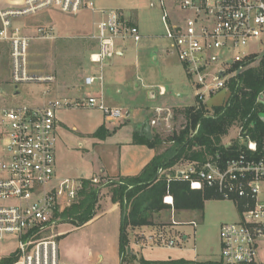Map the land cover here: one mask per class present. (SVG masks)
Listing matches in <instances>:
<instances>
[{
	"label": "built area",
	"instance_id": "built-area-1",
	"mask_svg": "<svg viewBox=\"0 0 264 264\" xmlns=\"http://www.w3.org/2000/svg\"><path fill=\"white\" fill-rule=\"evenodd\" d=\"M178 3L187 16L183 23H172L165 1L160 0L164 36L172 42L171 53L182 63L200 105L226 88L228 80L251 62L252 54L245 49L262 37L264 0H178ZM51 8L74 15L88 9L102 16L94 22V31L88 36L97 43L89 59L101 73L84 77L87 90L96 81L103 82L105 61L117 55L119 42L137 43L142 38L139 27L117 10L98 9L92 0H21L18 6L0 11V48L1 44L9 48L10 80L14 84L55 80L53 75H31L28 70L30 43L37 38H52L53 29L38 26L32 33H26L16 24L17 18ZM220 49L236 52L231 57L215 53ZM165 92L160 89L161 94ZM63 108L100 110L109 122L129 116L126 110L107 106L103 93L80 99H52L41 106L0 104V242L6 234L19 236L16 250L19 258L13 264H67L59 259L55 238L39 237L57 212L77 200L83 186L81 179L55 177L56 112ZM173 117L172 108L156 107L149 124L151 128L160 125L172 128ZM235 142L242 146L236 155L225 157L217 151L204 161L187 160L161 168L159 174L166 175L168 182L179 179L192 190L210 191L216 199L235 204L238 219L224 223L219 230L221 264H264V145L259 148L256 140L242 133ZM235 142H227L226 147ZM91 180L94 184L101 182L97 176ZM163 202L174 210V197L169 190ZM192 224L196 225L194 221ZM151 239L169 248L175 245L173 239H166L163 234Z\"/></svg>",
	"mask_w": 264,
	"mask_h": 264
},
{
	"label": "rangeland",
	"instance_id": "rangeland-1",
	"mask_svg": "<svg viewBox=\"0 0 264 264\" xmlns=\"http://www.w3.org/2000/svg\"><path fill=\"white\" fill-rule=\"evenodd\" d=\"M119 5L126 8L127 2ZM137 3L140 13L139 25L141 34L145 35L137 45H129L128 51L123 57L113 56L105 61L104 69V97L107 106L118 107L129 113L124 119H132L134 112L141 113L144 118L149 116L146 110L157 104H192L196 103L194 88L189 80L182 63L176 54L171 53L172 42L167 39L165 27L162 21V9L151 7L150 2L156 0H129ZM166 9L173 21L183 23L187 12L183 10L178 0H164ZM19 0H0V11L18 6ZM51 11V12H50ZM50 12V13H49ZM49 12L41 11L38 15L23 20L17 18L16 24H30V20L44 24L40 16H50L53 20L54 35L49 39H34L29 46L28 70L31 75H53L56 87L76 92L83 84L84 76L91 72L96 73L97 66H91L88 56L92 48L93 40L89 38L88 30L94 28L89 15L78 14V16L63 13L57 9H50ZM37 18L38 20H34ZM35 23V24H37ZM66 29L67 33L58 34V31ZM85 32V33H83ZM82 33V34H81ZM75 35V36H70ZM91 35V34H90ZM92 40V41H91ZM130 41V40H128ZM138 46L135 51L134 47ZM248 52L256 51L259 55L264 53V31L258 41L251 42ZM246 48V49H247ZM236 51L228 52L225 49L216 50L215 53L224 56H232ZM112 62V63H111ZM111 63V64H110ZM258 63H254V66ZM92 68V69H91ZM216 68L213 69V71ZM92 70V71H90ZM96 70V71H95ZM11 64L9 48L1 44L0 48V94L1 105L26 104L40 105L46 100L69 98V92L58 94L54 91V84L38 81H28L14 84L10 80ZM231 80H228L227 87L216 92L207 103H202L206 109V115L215 113L214 107L225 105L231 95ZM164 87L167 94L159 96V90ZM46 91V93H45ZM48 91V92H47ZM98 85H94L92 94L99 95ZM156 92V98H150V92ZM190 106L172 107L174 117L172 128L164 125L153 127L152 135H160L165 143L161 146L166 149L170 142L166 138L174 133L180 132L187 125L184 114L185 108ZM155 107H153L154 109ZM57 114L68 127L62 125V145L57 150V159L60 166L61 177L78 178L82 172L91 173V160L86 155L92 143L88 135L89 130H95L104 119L103 112L96 109L85 108H63ZM77 126L79 131H74L72 126ZM241 127L233 126L227 135L223 136L222 143L237 141ZM94 135V134H93ZM95 136V135H94ZM79 144L81 146H79ZM105 195V193H104ZM77 201V200H76ZM75 201V202H76ZM206 202V201H205ZM65 206L61 211L70 207ZM204 209H171L166 210L157 218V225L167 227V234H170L169 227L172 220L179 221L174 226L175 231L181 234H190L194 238V227L185 221L194 219L198 222L196 233V251L193 241L180 245L182 238L179 232L172 234L175 241L173 248L160 244L145 250V255L152 260L151 264H169L170 257L183 254L185 257L204 261L207 259L218 260L221 257V245L219 239L220 227L227 222L235 221L239 212L234 203L227 200L210 199L204 203ZM60 211V212H61ZM233 216L232 219H229ZM109 218H100L86 226L76 227L64 221L59 216H54L50 226L41 233V238H55L58 243L59 259L67 264H119L117 260L118 232L115 223ZM109 221V222H108ZM60 232H65L61 233ZM19 236L6 234L0 242V258L9 255L17 250ZM126 264V263H125Z\"/></svg>",
	"mask_w": 264,
	"mask_h": 264
},
{
	"label": "trees",
	"instance_id": "trees-1",
	"mask_svg": "<svg viewBox=\"0 0 264 264\" xmlns=\"http://www.w3.org/2000/svg\"><path fill=\"white\" fill-rule=\"evenodd\" d=\"M230 88L228 102L214 107L213 115H206L202 103L185 108L186 127L166 138L170 146L157 154L140 174L109 177L106 182L101 181L99 184H94L91 179H83L77 201L64 211L57 212L56 216L76 227L83 226L96 215L102 187L113 186L112 199L119 202L122 209L119 251L123 264L128 257H132L128 253V227L149 224V211L159 212L168 208L163 202L168 190L174 197L175 209H204L206 200L216 199L212 192L192 190L187 182L179 179L168 182L167 176L159 174V170L182 161H204L217 151L225 157L236 155L242 147L240 143L235 142L229 147L222 143L223 136L236 125L241 127L243 135H249L262 148L264 102L259 97L264 95V53L257 66L248 67L231 79ZM103 131L104 126H101L96 134ZM133 141L151 148H158L165 143L160 135L150 138L140 131H135ZM18 258L19 252L14 251L0 258V264H13Z\"/></svg>",
	"mask_w": 264,
	"mask_h": 264
},
{
	"label": "crops",
	"instance_id": "crops-1",
	"mask_svg": "<svg viewBox=\"0 0 264 264\" xmlns=\"http://www.w3.org/2000/svg\"><path fill=\"white\" fill-rule=\"evenodd\" d=\"M19 1L21 2V0H19ZM92 1L95 2V5L98 9L117 10L122 17L127 19L131 24L138 26L140 29V25H139L140 13L138 10L137 3H131L129 0H120V1H122L121 3L127 2V7L124 8V7L119 5L118 0H92ZM151 3H154L155 5L151 6ZM150 6L156 7V8L159 7L162 9V7L160 5V0H156V2L151 1ZM165 6H166V3H165ZM51 9H54V8H51ZM49 10L50 9H46V10H42V11L49 12ZM57 11H58V9H57ZM39 12H41V11H39ZM79 12L81 14L89 15L90 21H92V23H93L92 25H94V22L98 21L102 17L100 14L93 13L88 9H81ZM79 12H78V14H80ZM78 14H76V15L70 14V15L78 16ZM35 15H38V12L35 14H32V15H29L28 17H25V18L28 19L29 17L35 16ZM49 17L50 16H40V18L43 19V21H44L43 25L41 23H37V22L32 21V20H30V24H28V22L26 24H24V23L21 24L24 32L32 33L36 27L46 26V27L52 28L53 32L55 33L53 20L49 19ZM22 18H24V17H22ZM22 18L20 20H23ZM168 19L172 23L176 22V21H173L171 19L170 14H169ZM34 20H38V19L34 18ZM162 21H163V9H162ZM35 23H37V24H35ZM60 29H61V31H58L57 35L61 34V33L68 34L66 29L65 30H63V28H60ZM93 31H94V28L91 30H88L87 34L90 35L91 33H93ZM140 31H141V29H140ZM83 33H85V32H83ZM70 36H75V35H70ZM142 38H145L144 34H143ZM142 38H141V40H142ZM131 43L133 45L138 44V42L135 43L132 40H130V41L127 40L125 42H119L118 47H117L118 53L115 56L123 57L125 55V52L128 51L129 45ZM96 49H97V43H96V41L93 40V44H92V48L90 49L89 56ZM134 49L136 51L138 49V46H135ZM245 50L247 53L252 54V57H253L251 62H249L248 66L246 68L254 66V63L255 64L259 63L261 55H259L256 51L248 52V48ZM89 56H88V59H89ZM89 62H90V65L92 67L96 66L95 64H93L90 61V59H89ZM104 67H105V64H104ZM104 67L102 70L103 81H104V69H105ZM96 70H95L96 71L95 74L88 72L84 77L89 76V75H99L101 73V71H100V68L98 66H97ZM90 71H92V70H90ZM55 80L53 83H51V84H54V91L58 92V94H60V93L64 94L67 91L70 93V95L72 97L71 99H80V98H83V97L88 96V95H93L92 89H93L94 85H96V84L98 85V88L100 90L99 94L103 93V96H104L103 91L105 88V86H104L105 84H104V82L101 83L99 80L96 81L94 83V85L90 87L89 90L85 89L84 84H82L81 88H79L76 92H72L71 90H67V88L62 89V88L56 87V83H55L56 81ZM189 80H190V78H189ZM83 82H84V79H83ZM192 87H193V85H192ZM162 88H164V87H161L160 89H162ZM158 93H159V96H165L167 94V92H165L164 94H161L160 90ZM156 96L157 95H156L155 91L150 92L149 97L151 99L156 98ZM194 96H195V92H194ZM57 98H61V97H57ZM104 99H105V97H104ZM47 101L48 100H46L44 103L42 102V104H40L38 106L45 105L47 103ZM196 102H197V99H196ZM205 103H207V102H205ZM193 105H195V103H192V104H182V103L174 104L173 103V104H166V105L165 104L164 105L163 104H159V105L157 104L156 106H153V107H155V108L156 107H170V108H172L174 106H180L181 107V106H193ZM33 106H36V105H33ZM217 106H219V105H217ZM153 107H151L150 110L149 109L146 110V112L148 113L147 115L149 116V118H147V119H145L144 115H142L141 113L137 114L136 112H134L132 115L133 116L132 119H126V120L123 119V120L116 121V122H109L105 118V115L103 114L104 119L102 120L100 125L97 127L95 132H93L94 130H91V131L89 130V134H88L90 137L92 135L91 138L93 139L92 143H90V149L88 148L86 150V155H88L90 160H91V166H90L91 173L82 172L80 174V176L76 179H81L83 181V179H92L94 176H97L100 178L101 181L106 182V180H107L106 178H109V177L115 178L118 176H135V175L140 174L142 172V170L144 169V167L157 154L162 153L165 150V149H162L161 146H159L158 148H151L145 144H137V143H134V141H133V135H134L135 131H141V125L143 123L149 122V120L152 118L153 111L155 109V108L153 109ZM57 112H56V126H55L56 135H57V143H56V147H55V156H56L55 177L57 180H60L63 178L61 177V174H60L61 168L59 166V162L57 159V150L62 145V142H64L62 140V135L64 134V130H63L64 127H62V125H64L65 127H68V126L60 118V114H57ZM101 126H104V131L101 134H96V132L98 131V129ZM72 129L76 132L79 131L77 126H75V125L72 126ZM152 132H153V129H152ZM79 146H81V145L79 144ZM67 178H69V177H67ZM71 179H74V178H71ZM104 193H105V195H104ZM113 194H114V187L113 186L102 187V189L100 191L98 202L96 204V215L92 220H90L89 222H87L83 226L91 224L95 220H98L100 218H106L107 219L111 215L112 216L111 219L115 223V226H116V229L118 232V247L116 249L117 254H118L117 260L119 261V264H122V259H121L122 257L120 255V251H119V236H120V226H121V220H122V209H121L120 203L117 201H114L112 199ZM209 200H206V202H208ZM217 200H220V199H217ZM206 202H205V205H206ZM170 208L171 207L168 206V208L161 210L159 212H150L149 211V218H148V220L150 222L149 224L139 225V226H129L128 227V238H129L128 253H130L132 257H128L127 260L123 264H125V263L126 264H151L154 261L145 255L146 249H150L151 247H154V246H160V244L153 241L151 239V237L156 236L158 234H163L166 237V239H168L169 236L174 234V231H175L174 226L178 225V223H179V221H177L175 219L172 220L173 226L169 227L170 234L169 233L167 234V227L168 226L162 228V227L157 225L156 221H157V218L160 216V214H162L164 211H166L168 209L170 211ZM174 209H175V205H174ZM173 211L171 212V215L173 214ZM232 218H233V216L229 217V219H232ZM192 221H194L196 223V225H193ZM185 222L188 225H191L194 227L193 228L194 229V231H193L194 238L192 239V237H190V234H186V233L181 234V232H179V231H175V233L179 232V236L182 238L180 245L183 246L184 244H186L188 242L191 243V241H193L192 245L194 246L193 248L196 251V233H197L196 229H197L199 224L194 219H191V220L185 221ZM61 233H65V232H60L59 234H61ZM170 239H172V237ZM171 248H173V247H171ZM167 262L169 264H210V263L221 264L220 263V257L218 260L207 259V260L201 261V260H198L197 257H194V259L192 260L189 257H185L183 254L178 255V257L177 256L170 257V260H168Z\"/></svg>",
	"mask_w": 264,
	"mask_h": 264
},
{
	"label": "water",
	"instance_id": "water-1",
	"mask_svg": "<svg viewBox=\"0 0 264 264\" xmlns=\"http://www.w3.org/2000/svg\"><path fill=\"white\" fill-rule=\"evenodd\" d=\"M259 100L263 101L264 102V95L262 94L260 97H259ZM143 134H145L146 136L152 138V129H151V126L149 124V122H146V123H143L141 125V131ZM181 176V173L179 172V177Z\"/></svg>",
	"mask_w": 264,
	"mask_h": 264
}]
</instances>
